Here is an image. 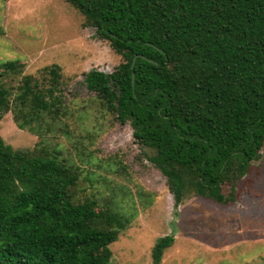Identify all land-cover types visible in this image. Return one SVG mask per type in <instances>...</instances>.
Listing matches in <instances>:
<instances>
[{
	"label": "trees",
	"instance_id": "1",
	"mask_svg": "<svg viewBox=\"0 0 264 264\" xmlns=\"http://www.w3.org/2000/svg\"><path fill=\"white\" fill-rule=\"evenodd\" d=\"M65 1L122 57L112 73L92 69L85 82L154 152L175 208L194 196L233 202L264 146V0ZM61 85L57 64L37 76L4 63L0 122L11 112L20 127L50 133L69 114ZM80 179V168L14 150L0 134V264H116L110 246L128 219L78 198ZM174 242L159 240L153 264Z\"/></svg>",
	"mask_w": 264,
	"mask_h": 264
},
{
	"label": "rangeland",
	"instance_id": "2",
	"mask_svg": "<svg viewBox=\"0 0 264 264\" xmlns=\"http://www.w3.org/2000/svg\"><path fill=\"white\" fill-rule=\"evenodd\" d=\"M0 30V66L17 62L23 75L39 76L59 65L60 97L69 107L50 133L37 136L9 112L0 134L14 150L53 154L80 168L78 198L128 219L110 246L116 264H153L154 246L168 235L175 242L161 264H264V146L236 184L233 202L194 196L177 210L167 178L150 161L154 152L87 87L86 73H112L122 57L85 26L83 14L65 0H0Z\"/></svg>",
	"mask_w": 264,
	"mask_h": 264
},
{
	"label": "water",
	"instance_id": "3",
	"mask_svg": "<svg viewBox=\"0 0 264 264\" xmlns=\"http://www.w3.org/2000/svg\"><path fill=\"white\" fill-rule=\"evenodd\" d=\"M135 62H136V58L134 59L133 67H134V65H135ZM134 80H135V74L133 73V83H134Z\"/></svg>",
	"mask_w": 264,
	"mask_h": 264
}]
</instances>
